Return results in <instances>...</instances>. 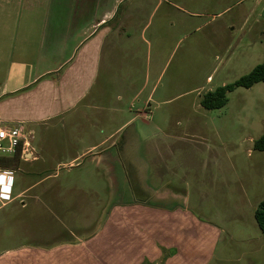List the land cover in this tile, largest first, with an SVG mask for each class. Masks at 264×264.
I'll return each instance as SVG.
<instances>
[{
    "label": "rangeland",
    "instance_id": "rangeland-1",
    "mask_svg": "<svg viewBox=\"0 0 264 264\" xmlns=\"http://www.w3.org/2000/svg\"><path fill=\"white\" fill-rule=\"evenodd\" d=\"M258 3L125 0L121 12L133 5L136 14L122 30L124 53L120 61L110 59L90 98L106 108V136L116 132L108 145L128 151L136 144L149 151L154 170L161 173L153 181L145 178V185H169L174 193L188 195L200 217L223 229L213 264H224L221 256L229 259L225 264H264V235L255 219L264 200V152L254 149L264 133V82L235 89L224 108L201 105L204 94L235 83L264 62V0ZM53 134L64 139L61 129ZM57 146L61 152L54 162H69L77 150H64L63 142ZM36 168L42 174L27 182L45 178L41 188L55 185V191L9 215L13 247L36 236L49 244L71 233L95 232L118 192L128 196L140 184L133 170L112 184L88 169L55 170L52 162ZM14 208L20 206L5 211Z\"/></svg>",
    "mask_w": 264,
    "mask_h": 264
},
{
    "label": "crops",
    "instance_id": "crops-1",
    "mask_svg": "<svg viewBox=\"0 0 264 264\" xmlns=\"http://www.w3.org/2000/svg\"><path fill=\"white\" fill-rule=\"evenodd\" d=\"M124 1L0 0V123L23 125L31 133L29 153L20 147L0 157V264H213L218 258L223 229L200 217L188 195L169 185H145V178L153 181L161 173L149 151L136 144L128 151L108 145L116 132L106 136V108L90 101L101 71L124 53L122 30L136 14L133 5L121 12ZM59 129L63 140L52 136ZM62 142L64 150H77L69 162H54ZM49 162L55 170L88 169L112 184L133 170L140 184L128 196L118 192L95 232L71 233L49 244L36 236L13 247L9 215L55 191V185L41 188L45 178L27 182L42 174L37 166ZM15 204L20 209L5 211Z\"/></svg>",
    "mask_w": 264,
    "mask_h": 264
},
{
    "label": "trees",
    "instance_id": "trees-1",
    "mask_svg": "<svg viewBox=\"0 0 264 264\" xmlns=\"http://www.w3.org/2000/svg\"><path fill=\"white\" fill-rule=\"evenodd\" d=\"M264 82V62L256 66L249 74L241 77L233 84L225 85L203 95L201 105L206 110H218L224 108L228 102V94L237 88H252L254 85ZM256 151L264 152V133L254 142ZM256 222L264 235V200L260 202L255 211Z\"/></svg>",
    "mask_w": 264,
    "mask_h": 264
},
{
    "label": "built area",
    "instance_id": "built-area-1",
    "mask_svg": "<svg viewBox=\"0 0 264 264\" xmlns=\"http://www.w3.org/2000/svg\"><path fill=\"white\" fill-rule=\"evenodd\" d=\"M30 134L23 125L11 126L0 123V157L17 153L20 147L24 153H29Z\"/></svg>",
    "mask_w": 264,
    "mask_h": 264
}]
</instances>
